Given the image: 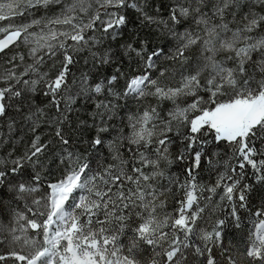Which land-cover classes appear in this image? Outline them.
<instances>
[{
  "label": "snow or ice",
  "instance_id": "obj_1",
  "mask_svg": "<svg viewBox=\"0 0 264 264\" xmlns=\"http://www.w3.org/2000/svg\"><path fill=\"white\" fill-rule=\"evenodd\" d=\"M0 264H264V0H0Z\"/></svg>",
  "mask_w": 264,
  "mask_h": 264
},
{
  "label": "trees",
  "instance_id": "obj_2",
  "mask_svg": "<svg viewBox=\"0 0 264 264\" xmlns=\"http://www.w3.org/2000/svg\"><path fill=\"white\" fill-rule=\"evenodd\" d=\"M0 151H3V149H0Z\"/></svg>",
  "mask_w": 264,
  "mask_h": 264
}]
</instances>
